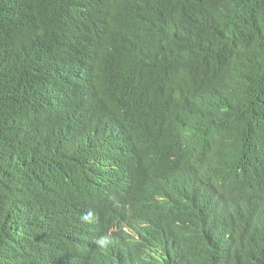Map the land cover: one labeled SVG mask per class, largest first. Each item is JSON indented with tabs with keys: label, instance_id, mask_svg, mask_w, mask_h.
Instances as JSON below:
<instances>
[{
	"label": "trees",
	"instance_id": "16d2710c",
	"mask_svg": "<svg viewBox=\"0 0 264 264\" xmlns=\"http://www.w3.org/2000/svg\"><path fill=\"white\" fill-rule=\"evenodd\" d=\"M256 119L264 0H0V264H62L70 240L47 218L91 238L99 256L78 264H255L264 213L237 198L264 187ZM198 169L238 201L237 258L164 229L177 205L144 188Z\"/></svg>",
	"mask_w": 264,
	"mask_h": 264
},
{
	"label": "clouds",
	"instance_id": "9594fccd",
	"mask_svg": "<svg viewBox=\"0 0 264 264\" xmlns=\"http://www.w3.org/2000/svg\"><path fill=\"white\" fill-rule=\"evenodd\" d=\"M154 128L160 129V127ZM263 135L264 121L256 119L253 130L249 134L248 145L250 151L259 158L261 172L264 174V162L259 156L260 154H264L262 151ZM212 177L206 170L198 169L196 178L191 181L188 177L178 172L161 170L151 176L150 180L144 185V188L147 194L155 199L160 200L164 196H167L177 205L180 217L172 213L175 223L167 222L163 227L164 229L178 231L179 227L185 229L192 227L193 237L208 244L215 243L222 254L237 258L240 232L238 228V201L229 202L220 193L214 191L211 184ZM263 188V185L258 181L248 183L245 185L247 196L237 199L243 201L254 212L264 213V197H260L258 194L259 189ZM184 207L190 208L184 211ZM183 216L195 217L196 223L194 225L191 224ZM215 219L217 222L214 221ZM79 224L77 221L70 220L63 225H58L53 219H46V225L52 231H58L62 237L68 241L70 240V243H65L57 248V250H65L63 255H61V259H63L62 264H78V262L72 259V253H75L79 259L86 256H99V252L93 248L91 238L88 235H82L79 241L75 240L77 236L76 227ZM124 231L131 233L127 226L124 227ZM218 233L219 236H224L230 240L231 248H228L225 240H222L221 243L218 242V238H216ZM111 241L112 238L109 241L107 238H103L98 243L102 249H105ZM221 246L223 247L222 249ZM259 252H262L263 255L257 257L255 264H264V245L253 256ZM47 261V259H43L39 264H46Z\"/></svg>",
	"mask_w": 264,
	"mask_h": 264
},
{
	"label": "bare ground",
	"instance_id": "6f19581e",
	"mask_svg": "<svg viewBox=\"0 0 264 264\" xmlns=\"http://www.w3.org/2000/svg\"><path fill=\"white\" fill-rule=\"evenodd\" d=\"M195 133H196V131H195ZM204 134L206 135V134H210V133H206V132H203L201 134L196 133V135L193 137L194 138V142L196 144H198V145L199 144H201V145L204 144L205 143L204 138H203V135ZM212 134H213L212 140H214V141L217 142V138L220 137L219 134H217V133H212ZM259 156H260L261 160L264 162V154H260ZM197 161L200 162V163H205L206 162V158L204 156H198L197 157ZM186 185H188V184H186ZM189 208L190 207H184L183 210L184 211H187ZM214 221L217 222L216 219ZM62 224H64V221H63ZM216 238H218V242H220V243H221L222 240H225L226 241L225 244L228 246V248H231L232 247L230 240L226 239V237H224V236L223 237L219 236V233H218V236L216 235ZM222 248L223 247L221 246V249Z\"/></svg>",
	"mask_w": 264,
	"mask_h": 264
}]
</instances>
